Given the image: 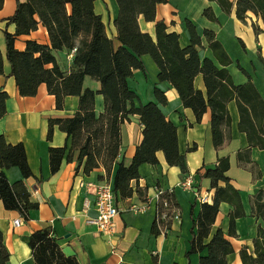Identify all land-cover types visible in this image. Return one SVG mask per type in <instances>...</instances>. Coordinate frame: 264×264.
Wrapping results in <instances>:
<instances>
[{"label": "trees", "instance_id": "trees-1", "mask_svg": "<svg viewBox=\"0 0 264 264\" xmlns=\"http://www.w3.org/2000/svg\"><path fill=\"white\" fill-rule=\"evenodd\" d=\"M116 15L113 25L115 49L107 36L101 16L94 10L95 0H16L13 15L3 21L7 27L14 26V32L4 29L5 58L10 66L9 76L14 79L20 97H33L38 87L44 85L54 98L56 110H63L66 97L78 98L73 117L48 120L47 138L51 139L54 128L64 133L70 142L67 147L49 148L50 173L59 171L62 160L71 161L77 152L75 170L82 166L84 174L102 169L105 176L112 173V193L116 200H125L133 195L144 198L145 190L132 182L140 178L142 165L156 166L157 154L161 153L169 167H178L186 173L184 155L179 153L177 127L168 121L161 107L167 103L165 92L160 87L152 89V99L142 103L138 94L129 86V79L135 71L147 77L143 57L148 56L158 69V75L169 83L185 109L191 110L194 123H200L203 115L209 113L211 143L216 151L230 140L231 118L227 105L234 102L237 111L236 129L243 134L246 148L236 154L238 162L250 163L251 149L264 152V97L247 72L232 60L223 44L215 38L213 31H197L187 18L183 29L188 44L180 43L176 32H169L163 20L156 19V7L166 0H114ZM215 3L225 16L234 14L235 19L245 22L251 14L256 22L251 24L257 36L264 33V0H206ZM3 0H0V7ZM202 15L210 22L218 23L210 7ZM154 23L152 35L140 30L139 21ZM258 23V24H257ZM45 28L49 43L26 41L22 51L15 49L17 37L29 35L38 25ZM204 38L210 56L202 57ZM240 47L245 46L237 39ZM73 51V52H72ZM71 54L70 63L59 58L61 53ZM260 61L264 59L260 58ZM234 65L246 77L244 83L236 85L228 68ZM3 74V57L0 52V75ZM201 76L204 92L194 86ZM85 77L99 84L97 91L85 88ZM101 97L100 112L96 111L97 97ZM8 95L0 88V118L5 115ZM137 117L142 127L141 141L136 146L129 166L117 161L119 152V126L129 117ZM193 148L189 149L192 150ZM67 151V152H66ZM229 158L219 157L213 167L195 172L194 178L208 179L214 191L212 203H198L195 200L189 209L191 221L188 251L185 256L200 254L198 264H228L227 256L234 252L230 238L236 237L235 221L245 217L239 192L227 176ZM16 168L22 179L32 173L28 167L23 145L8 144L0 135V202L6 211L17 212L23 221L28 212L38 208L30 201V194L23 182L9 183L4 170ZM102 179V176H98ZM193 178V179H194ZM161 200L168 204L163 209L157 203L156 212L166 211L172 216V209L178 211L171 192H164ZM251 217L259 221L252 240V249L242 247L239 251L241 264H264V191L251 198ZM231 207L227 215V232L220 228L211 234L219 213V206ZM199 206L198 212H194ZM157 219V218H156ZM155 233L158 234L155 222ZM34 264H78L72 257H65L49 229L34 231L28 238ZM9 254L3 245L0 232V264H7Z\"/></svg>", "mask_w": 264, "mask_h": 264}, {"label": "crops", "instance_id": "crops-1", "mask_svg": "<svg viewBox=\"0 0 264 264\" xmlns=\"http://www.w3.org/2000/svg\"><path fill=\"white\" fill-rule=\"evenodd\" d=\"M18 1L24 3L26 0ZM166 1V4L157 5L156 19L163 20L169 32L178 33L183 46L188 44V36L183 29L184 18L189 19L200 33L204 29L213 31L219 41L223 36L240 39L245 46L243 52L246 54H253L256 47L264 41L262 39L264 33L257 36L253 33L251 24L256 20L251 14H248L242 23L235 19L234 14L223 15L215 3L206 0H192V8L181 10L177 3L189 0ZM15 6L16 0H3L0 7V52L3 57L0 88L8 95L5 115L0 118V135L4 136L8 144L23 145L32 176L22 179L16 168L4 170V174L11 184L21 180L30 194V201L37 204L38 208L30 210L28 220L23 221L17 212L6 211L0 202V232L3 245L9 254L7 264H34L28 247V238L34 231L41 229H49L61 253L65 257L74 258L78 264H198L200 254L191 255L188 259L185 256L190 239L189 209L195 200L197 204L199 203L198 199L202 195H209L212 203L214 191L210 189L208 179H196L193 176L197 171L201 173L205 167H213L219 157L229 158L227 176L232 186L239 192L246 215L235 221L236 237L230 238L234 252L227 256L228 264H241L239 251L242 247L252 249L255 230L260 224L250 216V202L252 196L261 190L264 191V152L253 148L249 153L250 163L237 161L236 154L246 148V140L236 129L238 117L234 102L227 105L231 118L230 140L222 149L216 151L211 143L209 113L203 115L200 123H194L191 110L183 108L177 92L163 76L158 75V69L153 61L144 56L147 77L135 71L133 77L129 79V86L138 94L142 103L152 99V89L156 84L164 90L167 103L161 107V111L165 118L177 127L178 149L185 157L187 172L181 173L178 167H169L163 155L158 153V164L142 165L139 168L140 178L137 182L131 183L132 186L137 185L144 189L146 196L139 198L133 195L125 200H116L119 213L113 220V227L109 234H101L91 223L96 218L95 197L88 185L101 182L111 184L112 173L106 177L104 171L99 169L86 175L82 171V166L75 170L76 151L72 153L71 161H66V157L62 160L57 173L53 175L50 173L49 148L66 146L68 151L70 142L57 128H54L52 137L48 140V120L73 117L77 110L78 98L66 97L63 110H56L54 98L47 93L44 85L38 87L33 97L18 95L14 79L9 76L10 66L5 58L3 34L4 29L9 33L14 32V26L5 27L3 20L13 15ZM207 7L211 8L218 23L210 22L203 17L202 12ZM116 9L114 0H95L94 10L101 16L106 34L112 40L115 49L119 46L115 40L116 30L113 25ZM139 25L143 33L152 35L154 23L140 20ZM29 40L40 44L49 43L46 30L40 24L29 35L17 37L15 49L22 51L25 42ZM202 45L204 47L201 51L202 57L210 56L204 38ZM69 56L70 53L63 52L59 58L69 64L71 60ZM261 57L264 59V50ZM233 67L236 69L233 73L239 75L238 69ZM194 86L204 92L200 75L195 78ZM84 87L97 91L99 84L85 77ZM101 110V97L98 96L96 111ZM141 130L142 127L135 116L129 117L119 126L117 161H122L126 167L130 165L136 146L141 141ZM191 148L193 149L189 151ZM98 176L103 178L99 179ZM186 176L194 178L192 191L184 190L178 185ZM158 190L171 192L178 207L177 218L165 216L156 219L155 196ZM143 203L147 206L143 213L130 209L131 206H140ZM198 210L197 205L194 212ZM230 210L231 207L227 204L219 206L211 234L218 228L224 233L227 232V215ZM16 219L22 221L18 227L13 226ZM155 222L158 234L155 233Z\"/></svg>", "mask_w": 264, "mask_h": 264}, {"label": "built area", "instance_id": "built-area-1", "mask_svg": "<svg viewBox=\"0 0 264 264\" xmlns=\"http://www.w3.org/2000/svg\"><path fill=\"white\" fill-rule=\"evenodd\" d=\"M72 52L69 58H71ZM178 185L184 190L192 191L194 189L193 177L186 176V178ZM88 187L95 197L96 218L91 223H93L97 227L99 233L104 235L109 234L113 227V220L119 213V208L115 204V199L112 193V186L109 182H101L98 184H89ZM163 193V191L158 190L156 192L155 198L156 202L161 204L163 209H167V202L160 199ZM198 200L200 203H211V198L209 197V195H202ZM146 207V204L143 203L140 206H131L130 209L137 213H143L146 210ZM156 215L158 220L166 216V211L164 210L160 214L157 211ZM172 216L173 218H177L178 211L176 209H172ZM21 222L22 221L20 219H16L13 221V226L18 227Z\"/></svg>", "mask_w": 264, "mask_h": 264}, {"label": "rangeland", "instance_id": "rangeland-1", "mask_svg": "<svg viewBox=\"0 0 264 264\" xmlns=\"http://www.w3.org/2000/svg\"><path fill=\"white\" fill-rule=\"evenodd\" d=\"M177 5L180 10L186 9L188 7L192 8L193 2L192 0H189L185 1L184 3H177ZM220 38V41L223 43V46L230 58L234 61L237 60L238 64L244 69V71L250 74L253 83L260 91L262 97H264V61H260V58H262V50H264V41H262L259 47H256L253 54H246L240 47L237 41L238 38H232L231 36H223V38ZM262 39H264V36H262ZM233 66L234 65H232L231 68H228V70L232 74V77H234L233 82L236 85L244 83L246 81V77L239 70H237L239 72V75L233 73L234 70H236Z\"/></svg>", "mask_w": 264, "mask_h": 264}]
</instances>
